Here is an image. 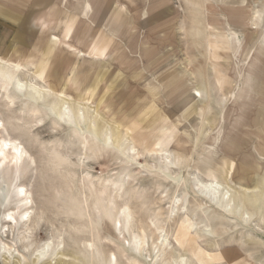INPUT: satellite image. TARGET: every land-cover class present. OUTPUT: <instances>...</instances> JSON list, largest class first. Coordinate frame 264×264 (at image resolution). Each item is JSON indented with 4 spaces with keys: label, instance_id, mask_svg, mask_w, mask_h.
Listing matches in <instances>:
<instances>
[{
    "label": "rangeland",
    "instance_id": "obj_1",
    "mask_svg": "<svg viewBox=\"0 0 264 264\" xmlns=\"http://www.w3.org/2000/svg\"><path fill=\"white\" fill-rule=\"evenodd\" d=\"M27 1L0 5L27 14ZM135 2L138 34L119 28L114 11L96 32L105 57L42 37L85 51L107 0H92L89 17L76 3H48L38 22L45 33L0 53V140L27 151L0 165V264H173L172 253L188 264H264V0ZM208 8L235 32H217L235 48L220 64L219 92L194 44ZM225 9L232 24H221ZM17 78L42 98L18 90ZM198 78L208 81L211 111H196L206 104L189 96ZM62 102L72 111H60ZM212 177L248 204L247 222L200 192L197 180Z\"/></svg>",
    "mask_w": 264,
    "mask_h": 264
},
{
    "label": "crops",
    "instance_id": "obj_2",
    "mask_svg": "<svg viewBox=\"0 0 264 264\" xmlns=\"http://www.w3.org/2000/svg\"><path fill=\"white\" fill-rule=\"evenodd\" d=\"M53 1L56 0H30L29 2L27 1L26 4L28 3L29 6V10L27 12V14H25V12L23 14H20V11L15 10L14 8H10V7H5L3 5H0V53H5L9 50L10 45L15 42V45H20L25 42H22V37L23 36H29L32 35L33 33L38 34V30H40L41 32L45 33V31H42V29H44L40 24L44 25L42 23L41 18L44 16L43 14L44 11L47 12L45 9L48 5V3H52ZM58 1V0H57ZM135 1L137 0H128L127 1V7H128V11L126 8H123L124 10H122L120 8L121 4L119 2V0H107V3L103 9H101V13H100V17L97 19L96 23L97 25L95 29H93L92 31V36L90 37V40L87 42V49H82L85 51H80L78 49H76L74 46L67 44L65 41L62 40V38H60L59 35H56L55 33H51L49 34L48 38H46V36L44 35L42 37V40L45 41L46 43H51L53 44L55 47L59 45H67L68 49L71 51H74V53H77V55L82 56V57H86V55L89 54L88 50L91 49V51H93L94 55L96 56L97 53V47L95 44V40H96V32H99L102 27L107 23L108 21V17L110 16V14L113 12L117 18V26L119 28H122L128 24L132 30L134 29L136 31V34H138V30L140 31V28L142 27L141 23L137 22L140 14L142 13V11H139L138 9L136 10V7H133L130 3H136ZM155 2V0H153ZM159 1H163V2H169L168 0H159ZM59 2H65V3H76L79 6H81L83 9H81V13H83L84 16L89 17L90 14L93 12L94 14L96 13L93 10V7L91 6L92 0H59ZM160 3V2H159ZM100 5V3H99ZM229 8V7H227ZM77 10H79L77 8ZM136 11V14L133 15L131 14L130 11ZM128 12L131 14V22L128 21ZM212 13L208 12V9L205 11V16L200 17V28L196 29L194 36H195V41L194 44L196 45V47L198 48V50L200 51V61L203 64L204 62H206V65L209 64L210 68L209 70H211L214 73V78L217 82L216 84V90L222 91L223 90V80L222 78H220L218 76V74H225V70L221 69L220 64L222 62V60H225L226 58L229 59V61L232 58V54L235 52V48L232 46L227 45H223L222 43H219V34L217 32H223V35L226 37H233L235 35V32L232 29H222L220 26V19L218 17L219 11L216 10H212ZM216 12V13H215ZM222 13L225 12L226 18L224 20V22H221V24H224L226 22L229 23H233L235 20V14L232 10L229 9H225L221 11ZM43 15V16H42ZM158 17V16H156ZM40 24H39V23ZM112 25V21L110 22ZM149 23V21H145V24L147 25ZM71 25H74L73 23ZM108 25V26H110ZM71 27V26H70ZM107 27V26H106ZM116 26L113 24L112 28H115ZM111 28V29H112ZM163 27H158L159 30L164 31L162 29ZM109 29V28H108ZM182 30L185 31L186 35H189V32L182 27ZM72 30V29H71ZM110 30V29H109ZM117 30L119 31V29L117 28ZM198 30H200L201 32L198 33ZM113 30H110L109 34H106L107 36H111V32ZM55 34V35H54ZM70 33H67V36H69ZM193 36V37H194ZM198 37H202V41H200V39L197 38ZM246 38V35L243 36ZM60 41H56L57 39ZM69 38V37H68ZM237 38L234 37V41H236ZM8 43V46L5 49V44ZM244 41V39H243ZM173 41H171L172 43ZM159 43V42H158ZM161 43V42H160ZM50 44V45H51ZM95 44V45H94ZM78 51V52H77ZM101 54H98L101 58L105 57V49L102 48ZM80 53H83V55H81ZM226 53V54H225ZM42 61V59L39 61V63ZM39 63L37 65H39ZM28 65V64H27ZM30 65V64H29ZM230 64H227V66H229ZM25 66V65H23ZM44 67V66H43ZM38 68V67H37ZM46 79H47V75H46ZM45 79V81H46ZM222 84V88L219 85ZM208 81H204V80H200L198 78V81L195 83V85L192 86L189 96H191L195 101L199 102V103H205L206 106L205 108L202 107H198L195 109L196 111H211L212 110V106H211V98L210 96H208L209 91H207V84ZM206 85V86H203ZM199 87V88H198ZM193 89H198L201 91L202 93V97H193ZM88 91L87 90V95H88ZM59 92V91H58ZM207 93V94H206ZM93 98V97H92ZM91 98V99H92ZM190 99V98H188ZM188 99H184L183 101L185 103H187L186 101H188ZM198 99V100H197ZM205 100V101H204ZM182 101V102H183Z\"/></svg>",
    "mask_w": 264,
    "mask_h": 264
},
{
    "label": "bare ground",
    "instance_id": "obj_3",
    "mask_svg": "<svg viewBox=\"0 0 264 264\" xmlns=\"http://www.w3.org/2000/svg\"><path fill=\"white\" fill-rule=\"evenodd\" d=\"M127 1L128 0H119V2L121 4L120 8L122 10H124L123 8H126L127 11H128V7H127V4H126ZM208 12H210V8H208ZM57 41H60V40L57 39ZM80 54L83 55V53H80ZM15 66H21V65L16 64ZM7 71H9V70H7ZM9 73L10 72H8V74ZM15 86H16V88L18 90H20L22 92L23 91L24 92L31 91L32 93H34L37 96H39L40 99L42 98L41 96L43 95V93L40 90L39 91L36 90L32 85H30L28 82L25 83L20 78L15 79ZM193 95H194L193 97H196V96L199 97V98L202 97V93L198 89H193ZM59 110L60 111H64L65 113H68V111H72L70 109V107L68 106L67 102H62L61 106L59 107ZM82 111H83L82 109H77V115L81 116ZM0 127H1V125H0ZM6 151H8V153ZM167 152H168L167 150H164V153H167ZM0 154L2 156V157H0V165L4 164L9 158H11V163L17 165L20 162H22V160L25 157V155H27V151L25 150V148L22 146V144L17 139L7 138V139L0 140ZM198 180H197V182H198L197 185L199 184V186L201 187V191L200 192H202L204 195H205V192H206V194H207L206 196H208L211 200H213L214 203L219 208H222L226 212H229V214L230 213H233V214L235 213L237 216L239 215V213H241L240 217H241V220L243 222H247L248 221L247 219H250L249 216L251 215V212L249 211V208L246 209L248 204L247 203H246V205L244 204L246 206V208H244L242 202H239V201H241V199L240 200L237 199V196H235L234 194L231 193L232 190L230 189V187L226 186L221 180L217 179L216 177H212L211 179H209V181L207 183L206 182L203 183L202 181H198ZM19 189H20V191H19L20 195L21 196H25V197L22 198L21 201H26L27 200V203H28V199L29 198L27 197V195L25 193L24 187L23 188L20 187ZM257 196H258V194H257ZM252 198L250 197V199H252ZM210 199H208V200H210ZM254 199H255V197H254ZM248 200H249V198H248ZM247 201H245V202H247ZM29 205L28 204L26 205V207L28 209H29ZM26 213H23L22 215H24ZM6 217H7V219H6L7 223H9L11 225L16 223L14 215H13L12 212H9L8 214H6ZM9 217H11V219H9ZM161 238H163V237H161ZM139 241H140V239H139ZM143 242H144V240H143ZM160 242H163V244L164 243L166 244L167 240H166V238H163ZM162 247H164V246L162 245ZM165 248H168V247H165ZM112 257L113 258L115 257L114 254L112 255ZM171 258H172V263L173 264H188V263L191 262L190 258L187 257L185 254L179 255L178 257H176L177 259H174V256H173V253H172V257ZM112 261L114 262V260H112Z\"/></svg>",
    "mask_w": 264,
    "mask_h": 264
},
{
    "label": "snow or ice",
    "instance_id": "obj_4",
    "mask_svg": "<svg viewBox=\"0 0 264 264\" xmlns=\"http://www.w3.org/2000/svg\"><path fill=\"white\" fill-rule=\"evenodd\" d=\"M9 219H11V217H9Z\"/></svg>",
    "mask_w": 264,
    "mask_h": 264
}]
</instances>
